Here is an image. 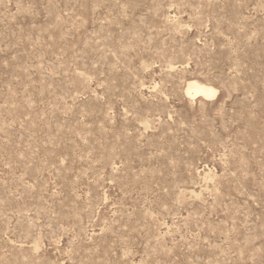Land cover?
Instances as JSON below:
<instances>
[{
    "label": "rangeland",
    "instance_id": "obj_1",
    "mask_svg": "<svg viewBox=\"0 0 264 264\" xmlns=\"http://www.w3.org/2000/svg\"><path fill=\"white\" fill-rule=\"evenodd\" d=\"M0 264H264V0H0Z\"/></svg>",
    "mask_w": 264,
    "mask_h": 264
},
{
    "label": "bare ground",
    "instance_id": "obj_2",
    "mask_svg": "<svg viewBox=\"0 0 264 264\" xmlns=\"http://www.w3.org/2000/svg\"><path fill=\"white\" fill-rule=\"evenodd\" d=\"M217 94L218 91L213 87L195 80L188 81L185 86V95L188 98L209 99L217 96Z\"/></svg>",
    "mask_w": 264,
    "mask_h": 264
}]
</instances>
